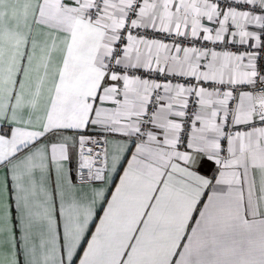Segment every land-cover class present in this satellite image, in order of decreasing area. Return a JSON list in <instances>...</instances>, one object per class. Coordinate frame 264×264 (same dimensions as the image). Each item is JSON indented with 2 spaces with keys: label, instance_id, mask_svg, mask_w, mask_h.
<instances>
[{
  "label": "snow or ice",
  "instance_id": "obj_1",
  "mask_svg": "<svg viewBox=\"0 0 264 264\" xmlns=\"http://www.w3.org/2000/svg\"><path fill=\"white\" fill-rule=\"evenodd\" d=\"M0 264H264V0H0Z\"/></svg>",
  "mask_w": 264,
  "mask_h": 264
}]
</instances>
